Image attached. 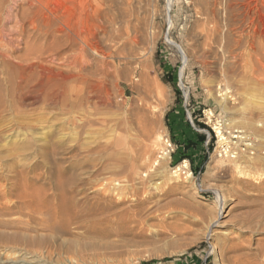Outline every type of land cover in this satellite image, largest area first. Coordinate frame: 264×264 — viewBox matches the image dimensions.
I'll return each mask as SVG.
<instances>
[{"label":"rangeland","instance_id":"374dc122","mask_svg":"<svg viewBox=\"0 0 264 264\" xmlns=\"http://www.w3.org/2000/svg\"><path fill=\"white\" fill-rule=\"evenodd\" d=\"M38 1L66 17L70 13V0ZM110 1L104 4L114 23L107 25L102 46L111 57L99 76L91 74L95 69L87 72L90 82L100 81L113 101L109 108L88 109L92 121L104 124L83 132L67 123V110L26 104L18 115L2 109L0 173L15 159L20 165L37 163V173L65 178L75 174L74 189L87 193L103 173L117 174V192L127 195L121 193L126 203L117 208L119 216L112 215L91 231L68 228L61 236L51 232L47 215L38 216L36 222L42 225L30 223L27 216H0V264H264V63L249 56L251 50L237 61L225 53L226 39L234 42L248 31L258 38L255 48L264 52V0H131L132 7L128 0ZM30 2L7 0L6 9L16 13ZM8 27L13 29L14 23ZM19 55L11 53L13 62ZM45 67L55 76L73 72L62 60ZM219 92L225 94L226 110L215 99ZM207 111L227 128L248 134L255 155L219 158L212 124L204 117ZM207 132L212 134L209 151ZM158 135L173 143L174 151L167 156L165 140L151 147ZM118 136L124 146L113 149L109 144ZM27 141L33 144L31 150H11ZM52 142L60 149L48 164L36 152ZM186 160L194 176L189 168L175 173ZM218 194L224 200L222 209ZM35 239L42 240L40 248L28 244ZM57 241L65 248L72 245L74 254L65 250L50 256L47 245Z\"/></svg>","mask_w":264,"mask_h":264},{"label":"bare ground","instance_id":"6f19581e","mask_svg":"<svg viewBox=\"0 0 264 264\" xmlns=\"http://www.w3.org/2000/svg\"><path fill=\"white\" fill-rule=\"evenodd\" d=\"M6 1L7 0H0V110L9 109L19 115L23 110L22 108H24L26 104H41L46 107L48 106L67 110V115L69 116L67 123L75 128H80L83 132H86L84 129L88 130V128L94 127L95 125L102 126L104 124L102 121L95 120L97 118H94V121H92L89 118L88 114L90 111L88 113V109L94 108L96 111L102 107L109 108V106H113V101L110 98L108 91L106 89L102 90V86L99 84L100 81H98L99 83L90 82L87 77V72L89 69H95L91 74L99 76L105 72L107 58L111 57L109 54L110 52L107 53L102 46L104 41L102 35L107 34V25L109 27V25L114 23L111 18L112 16L110 15L111 10H109V12L108 9L105 8L107 3L104 4V0H70V13L68 17H66L65 14L52 11L38 0H30L31 2L27 7L21 5L20 11L14 13L13 11H7ZM127 3L131 5V0H128ZM111 4L113 3L111 2ZM132 5L130 7H132ZM210 12L211 11H209V13ZM214 14H212L213 17ZM211 20L212 19H210V21ZM12 23H14V28L10 29L8 26ZM218 26L220 27V24ZM218 26L215 27L219 28ZM220 28L219 29L223 31V27ZM251 30H253V28ZM214 33L216 35V32ZM208 38L209 37H207V39ZM225 41H227L228 46L225 49L226 52H223L228 54L230 58H233L235 61H237L236 59L243 58L246 55L245 51L251 50L252 52L248 55L256 57L258 64L261 62L264 63V52L255 48L256 43H258V38L256 37V34H253L251 31H248L247 34H240L239 39L234 42H231L229 38ZM168 42L177 47L182 54L184 53L180 45L170 39H168ZM221 43L222 42H220V44ZM240 50H244V52L238 53ZM11 53H20V55L16 57V59H18L17 63L13 62L11 59ZM62 56L65 57L61 59ZM58 60L64 61V63L67 64L73 72H70L67 76L62 74L55 76L53 72L46 69L45 66L53 64ZM255 64L257 63H253L252 65ZM227 69L229 70L230 68L227 67ZM227 72L226 74H229ZM258 72L261 73L262 71H259L258 68ZM215 99L221 103L223 105V109L226 110L225 94L221 95V92H219ZM94 110L91 111L92 115L94 114ZM81 111H83V115L80 114ZM98 112L99 111H97V113ZM206 115L208 116L209 122L212 124V127L216 131L219 138L223 140V131L220 127L219 120L215 118L212 111H207ZM151 130L152 133L155 132L153 129ZM143 134L148 135L145 133ZM114 139L115 140L109 144L112 145L113 149L123 145V140L120 136H118L117 139ZM154 140L155 141H151V147L154 146L156 142L161 140L164 141L165 139L162 138L161 135H158L154 138ZM58 144L56 142H52L51 144L46 143V145L41 147L40 152L38 151L36 153L42 156L46 163L49 164L54 155L56 156V152L60 149V145ZM32 147L33 144L27 141L15 144L11 150L13 152L25 153L31 150ZM63 150L65 149L62 147V151ZM62 153H64V151ZM163 153L165 156L168 155V152L164 151ZM15 157L16 156H14V158ZM15 160H12L14 163L12 162L13 164L11 163L4 169L6 172L0 173L1 217L18 216L23 218L27 216L30 223L42 225L41 222H36L39 219L38 216L47 215L48 218H50L51 232L55 235L61 236L63 233L65 234L68 231V228L77 229V231L82 229L87 232L93 226H96L97 224L101 225V222H104L105 220L107 221V219L112 215L119 216L120 212H117V208L126 203L124 196L126 197L127 195H124L125 193L123 194L121 192L124 195L123 196L119 191L117 192V190L120 189L116 187L120 184L118 182L119 179H117L118 176L116 177L117 174L114 176H104L106 172L103 173V177L99 178V181L97 180L98 182L94 183L95 185H91V188L94 190L91 193H87L88 190L86 192V190L83 189H74L73 186L77 183V178L74 176L75 174L71 173L68 178H65L63 175L56 176L53 173H37L39 164L31 163L32 165L27 166L23 163V165H20L21 162L17 160V162H15ZM261 161L259 160V162ZM118 162L121 165V160H118ZM124 162H127L128 165L127 160H124ZM82 164H85V162H82ZM184 168H189L188 160L184 161L179 168H177L175 173L184 170ZM100 170L102 169H99V173L101 175L102 171ZM106 170L108 171L111 169L108 168ZM75 171L77 170L75 169ZM113 171L112 173H114ZM187 171L188 169L185 170V173H187ZM109 172L108 174L111 173ZM123 173L122 174L125 176L126 172ZM68 175L69 174H67V176ZM191 175L192 172L190 173V176ZM89 176L91 175L89 174ZM93 178L92 181L95 179ZM78 179L80 178L78 177ZM129 181L131 180L129 179ZM78 182H80V180H78ZM112 185L113 188L111 187ZM8 198H12L13 201H10L11 203H6ZM218 200L222 209L224 200L220 194H218ZM6 223H9L8 225L12 226L14 224L10 221ZM6 223L3 225L6 226ZM27 225H25L23 229L28 230L29 226ZM0 226H2V224H0ZM28 244L38 246L40 248L43 242L42 240L35 239L29 240ZM73 244H75L73 246L74 248L75 246L78 248L75 242ZM47 246H49L47 248V253L50 256L61 255V253L65 252V250L72 252V245L65 248L64 244L58 243V241ZM67 251L66 253L69 254L70 252ZM256 256L258 257V255Z\"/></svg>","mask_w":264,"mask_h":264},{"label":"built area","instance_id":"2783aa9c","mask_svg":"<svg viewBox=\"0 0 264 264\" xmlns=\"http://www.w3.org/2000/svg\"><path fill=\"white\" fill-rule=\"evenodd\" d=\"M204 117L209 122L206 112H204ZM209 123H205V124L209 125ZM191 124L195 128L194 122L192 120H191ZM219 124L223 131V140L219 138L213 127L209 126L212 129L214 137L216 139L215 152H217L219 158H223L225 160H235L240 156H254L255 154L254 142L248 134H246L242 130L229 129L220 120H219ZM207 135L208 137H207V141L205 142V145L207 150L209 151L208 145L211 141L212 134L211 132H207ZM164 142L167 148V152L168 153H170L171 151L173 152L174 149L171 139L170 138L165 139ZM208 154L210 155L209 152ZM188 162H189V169L191 170V163L189 160ZM191 171L194 176L195 172L193 170ZM182 175L186 176L185 174Z\"/></svg>","mask_w":264,"mask_h":264},{"label":"trees","instance_id":"16d2710c","mask_svg":"<svg viewBox=\"0 0 264 264\" xmlns=\"http://www.w3.org/2000/svg\"><path fill=\"white\" fill-rule=\"evenodd\" d=\"M200 126L205 128V126H204V125H200ZM199 139H200V141H201V142H204V141H205V137H204V136H200V138H199Z\"/></svg>","mask_w":264,"mask_h":264}]
</instances>
